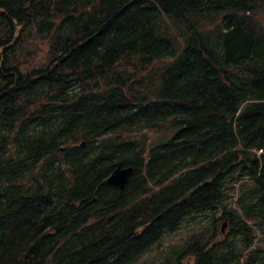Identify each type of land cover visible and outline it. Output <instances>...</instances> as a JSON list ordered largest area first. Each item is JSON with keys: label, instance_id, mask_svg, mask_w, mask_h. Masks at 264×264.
<instances>
[{"label": "trees", "instance_id": "obj_1", "mask_svg": "<svg viewBox=\"0 0 264 264\" xmlns=\"http://www.w3.org/2000/svg\"><path fill=\"white\" fill-rule=\"evenodd\" d=\"M207 212L163 264H264V0H0V264H136Z\"/></svg>", "mask_w": 264, "mask_h": 264}, {"label": "rangeland", "instance_id": "obj_2", "mask_svg": "<svg viewBox=\"0 0 264 264\" xmlns=\"http://www.w3.org/2000/svg\"><path fill=\"white\" fill-rule=\"evenodd\" d=\"M150 133L152 140H161L165 139L169 136V134L165 133ZM228 194H232L231 197H228V205L235 206V200L237 198V190H235L233 193L228 189ZM219 215V212H216L214 214L212 213H201V214H194L193 216H187L185 217L180 227L169 234L163 235L162 240L155 244L148 252H146L136 264H163L166 259L172 258L178 253L179 249L181 248V245L183 242L187 239V237L193 233L196 230H210L212 225V219L213 217H216ZM252 224L253 230L256 234V237L254 239V244H264V234L261 233V230L253 225L252 222H249ZM222 224H224L223 229H221ZM218 231H217V237L218 239L227 237L229 235L230 227L227 224L226 221L223 219L216 222ZM233 243L238 244L239 239L238 237H235L233 239ZM181 264H184L187 260H190L192 262V257L184 256L181 259Z\"/></svg>", "mask_w": 264, "mask_h": 264}, {"label": "water", "instance_id": "obj_3", "mask_svg": "<svg viewBox=\"0 0 264 264\" xmlns=\"http://www.w3.org/2000/svg\"><path fill=\"white\" fill-rule=\"evenodd\" d=\"M132 172H133V168L131 166L121 167L120 165H118L114 169V171L107 176L106 182L108 184L122 188L127 182ZM223 226L224 224H222L221 229H223ZM184 264H191V262L187 260Z\"/></svg>", "mask_w": 264, "mask_h": 264}]
</instances>
